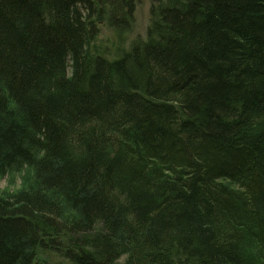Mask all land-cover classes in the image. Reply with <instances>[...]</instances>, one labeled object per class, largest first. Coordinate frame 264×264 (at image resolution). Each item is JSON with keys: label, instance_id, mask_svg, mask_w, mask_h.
I'll return each mask as SVG.
<instances>
[{"label": "trees", "instance_id": "1", "mask_svg": "<svg viewBox=\"0 0 264 264\" xmlns=\"http://www.w3.org/2000/svg\"><path fill=\"white\" fill-rule=\"evenodd\" d=\"M135 13L0 0V264H264V0Z\"/></svg>", "mask_w": 264, "mask_h": 264}, {"label": "rangeland", "instance_id": "2", "mask_svg": "<svg viewBox=\"0 0 264 264\" xmlns=\"http://www.w3.org/2000/svg\"><path fill=\"white\" fill-rule=\"evenodd\" d=\"M150 7L151 0H136V13H135V30L130 35L128 43L125 45V48H129L130 44L137 38L146 40L147 30L150 22ZM111 33L106 29H103L102 35L100 37V43L108 42L111 38ZM22 185V175H16L12 178V183L9 181V177L5 178L1 182L2 190H11L15 191L20 188ZM123 261V260H122ZM121 261V262H122Z\"/></svg>", "mask_w": 264, "mask_h": 264}, {"label": "bare ground", "instance_id": "3", "mask_svg": "<svg viewBox=\"0 0 264 264\" xmlns=\"http://www.w3.org/2000/svg\"><path fill=\"white\" fill-rule=\"evenodd\" d=\"M134 30H135V28H134ZM148 31V30H147ZM128 43V42H127Z\"/></svg>", "mask_w": 264, "mask_h": 264}]
</instances>
